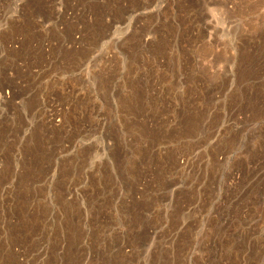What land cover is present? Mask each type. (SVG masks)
I'll return each mask as SVG.
<instances>
[{
    "label": "rangeland",
    "instance_id": "rangeland-1",
    "mask_svg": "<svg viewBox=\"0 0 264 264\" xmlns=\"http://www.w3.org/2000/svg\"><path fill=\"white\" fill-rule=\"evenodd\" d=\"M0 264H264V0H0Z\"/></svg>",
    "mask_w": 264,
    "mask_h": 264
}]
</instances>
